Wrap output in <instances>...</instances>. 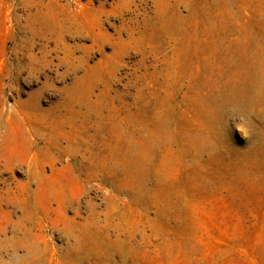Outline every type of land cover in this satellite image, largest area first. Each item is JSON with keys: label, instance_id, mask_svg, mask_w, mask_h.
I'll list each match as a JSON object with an SVG mask.
<instances>
[{"label": "rangeland", "instance_id": "374dc122", "mask_svg": "<svg viewBox=\"0 0 264 264\" xmlns=\"http://www.w3.org/2000/svg\"><path fill=\"white\" fill-rule=\"evenodd\" d=\"M0 264H264V0H0Z\"/></svg>", "mask_w": 264, "mask_h": 264}]
</instances>
